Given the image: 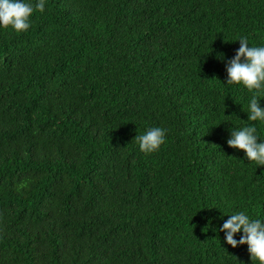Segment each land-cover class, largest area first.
<instances>
[{
	"label": "trees",
	"instance_id": "1",
	"mask_svg": "<svg viewBox=\"0 0 264 264\" xmlns=\"http://www.w3.org/2000/svg\"><path fill=\"white\" fill-rule=\"evenodd\" d=\"M31 21L0 29V264H252L219 230L264 216V167L227 144L258 122L222 83L264 0H46Z\"/></svg>",
	"mask_w": 264,
	"mask_h": 264
},
{
	"label": "clouds",
	"instance_id": "2",
	"mask_svg": "<svg viewBox=\"0 0 264 264\" xmlns=\"http://www.w3.org/2000/svg\"><path fill=\"white\" fill-rule=\"evenodd\" d=\"M45 8L46 0H0V29L10 27L16 33H26L32 27L34 12L43 13ZM238 42L240 47L227 64L228 79L220 82L225 87L238 86L251 93L247 103L248 121L258 123L231 128L227 144L243 151L251 163L264 167V138L258 131V124H264V107L260 104V97L264 96V43L250 45L243 36ZM219 58L225 59L223 56ZM166 135L165 128L149 127L134 141L141 152L149 154L160 150L166 143ZM226 216L229 218L219 230L226 234V243L232 248L247 245L252 264H264V216L249 214L246 209ZM237 234H242L239 241L235 238Z\"/></svg>",
	"mask_w": 264,
	"mask_h": 264
}]
</instances>
